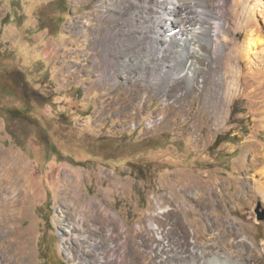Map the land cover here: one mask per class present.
Instances as JSON below:
<instances>
[{
	"label": "rangeland",
	"instance_id": "374dc122",
	"mask_svg": "<svg viewBox=\"0 0 264 264\" xmlns=\"http://www.w3.org/2000/svg\"><path fill=\"white\" fill-rule=\"evenodd\" d=\"M111 1L0 0V150L13 152L45 194L32 201L23 223L11 222L36 229L31 264H69L54 220L65 167L84 171V194L108 198L131 234L136 264L173 262L162 241L190 263L198 248L223 251L224 240L231 247L243 239L251 247L235 257L264 264V220L256 212L259 202L264 208V43L245 55L239 74L234 64L249 8L264 41V0H225L228 46L220 73L190 85L121 75L125 54L138 55L147 40L119 15L108 17V3L119 10ZM120 1L131 19L150 11L148 0ZM14 239L5 238L9 260L19 246Z\"/></svg>",
	"mask_w": 264,
	"mask_h": 264
},
{
	"label": "bare ground",
	"instance_id": "6f19581e",
	"mask_svg": "<svg viewBox=\"0 0 264 264\" xmlns=\"http://www.w3.org/2000/svg\"><path fill=\"white\" fill-rule=\"evenodd\" d=\"M148 1L150 2V8H148L150 11L148 10L147 13L144 11L146 15L143 14V18L139 17L142 20L131 19L129 16L133 12L128 10L129 5L120 3V0L116 1L119 10L116 8L115 12H111L112 4H107L105 13L108 17L113 18L114 15H119L126 26L141 29L140 31L146 34L145 40L147 41L144 44L146 48H138L134 51V54L139 52L138 55H132V58L130 51L126 53V49L116 52L117 55L126 53L125 58L127 59L123 61V64L121 62V75L125 77L127 75L128 78L136 81L140 78H146V76L152 81L155 78H162L168 82L173 81V79H185L189 85L196 80L197 76H212L213 78V76L218 75L220 70L217 67L226 57L228 46L227 9L223 5L225 0H215L209 5L208 0ZM255 1L263 6L262 0ZM243 6L244 10L247 11L245 2ZM122 10H126L127 13ZM247 13L250 17L248 16L247 22L241 26L243 30H246L244 46L238 47L234 55L237 73L241 72L242 60L248 56L249 51H256L264 43L251 22L252 10L249 8ZM120 19L118 18V20ZM140 23L144 26L140 27ZM205 60L209 61V67L201 70L200 64ZM106 65L108 66V64ZM236 82V86L241 84L239 78L236 79ZM250 87L252 88V85ZM247 89L248 86L242 88V91ZM255 90L257 91V89ZM242 91L240 90V92ZM253 92L254 88L251 94ZM254 93L256 94V92ZM260 144L256 143L253 146L256 148ZM13 159H15L13 152L0 150V228L7 229L4 235L0 232V264H12L11 261L31 264L34 255L33 245L36 229L26 232L22 224L12 227L11 222L13 218H17L23 223L25 212L32 201L44 199L45 194L42 193L36 177L32 178L28 174V170L14 163ZM63 172L64 179L58 196L59 208L54 220L62 231L61 244L67 252L66 258L69 264H136L134 261L135 252L130 248L131 234L126 226L119 222V217H116L108 198L99 199L82 192L83 170L77 167H65ZM261 189L264 192V187ZM187 190V187H182L180 193L183 194ZM10 194L11 200L8 199ZM209 196L214 195L210 193ZM160 199L164 202L172 200H168V197L165 196L160 197ZM28 235L31 238H26ZM167 235V232L163 233L164 238ZM7 236H13L19 242L15 252L11 248L13 251L11 252V260L4 256L11 244L5 241ZM162 245L169 247L165 254L170 255V258L174 257L173 262H166L164 259L166 257L162 254L160 258L163 257V259L160 260L166 264H247L236 258L235 255L242 254L245 251V246L251 247L249 244L246 245L245 239L239 243L234 242L231 247H229L230 242L224 240L222 243L223 251H214L216 249L212 246L213 249L207 253V249L198 248L196 253L193 251L189 255L191 257L189 263V258L186 260L187 256L185 257L183 252H179L174 244L168 245L166 241H162Z\"/></svg>",
	"mask_w": 264,
	"mask_h": 264
},
{
	"label": "water",
	"instance_id": "95a60500",
	"mask_svg": "<svg viewBox=\"0 0 264 264\" xmlns=\"http://www.w3.org/2000/svg\"><path fill=\"white\" fill-rule=\"evenodd\" d=\"M257 215H258V219L259 220H264V208L262 206V204L259 202L257 209H256Z\"/></svg>",
	"mask_w": 264,
	"mask_h": 264
},
{
	"label": "flooded vegetation",
	"instance_id": "af4514ba",
	"mask_svg": "<svg viewBox=\"0 0 264 264\" xmlns=\"http://www.w3.org/2000/svg\"><path fill=\"white\" fill-rule=\"evenodd\" d=\"M17 86H19L21 89L24 88V84H21V83H17Z\"/></svg>",
	"mask_w": 264,
	"mask_h": 264
}]
</instances>
